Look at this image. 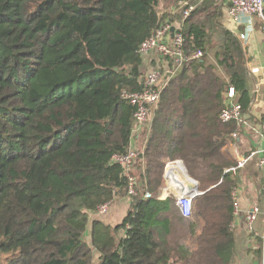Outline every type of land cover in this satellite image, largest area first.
<instances>
[{
  "label": "trees",
  "instance_id": "obj_1",
  "mask_svg": "<svg viewBox=\"0 0 264 264\" xmlns=\"http://www.w3.org/2000/svg\"><path fill=\"white\" fill-rule=\"evenodd\" d=\"M165 1L0 0V264L238 261L237 175L226 172L237 162L223 149L243 126L220 113L230 87L245 115L254 93L247 46L221 21L226 0H187L195 8L181 23L186 61L171 74L167 59L134 162L137 194L116 226L93 217L128 197L111 157L128 150L135 131L125 94L142 86L140 44L181 19L172 4L159 8ZM178 159L202 192L189 217L174 197L159 198L165 165ZM256 239L253 259L264 261Z\"/></svg>",
  "mask_w": 264,
  "mask_h": 264
},
{
  "label": "built area",
  "instance_id": "obj_2",
  "mask_svg": "<svg viewBox=\"0 0 264 264\" xmlns=\"http://www.w3.org/2000/svg\"><path fill=\"white\" fill-rule=\"evenodd\" d=\"M182 4V16L178 22L164 21L159 28H157L152 35L143 41L138 52L143 59L149 58L153 53H157L161 59L164 60L163 65L156 66L148 70L144 75L141 89L139 91L126 93L130 105L134 108L133 119L135 122L134 130H138L142 127H147L152 115V109L159 101L160 93L165 84L164 74L168 73L167 59L172 61L174 68L171 74L182 66L186 58L183 56V34L181 31L182 19L186 18L190 12L195 8V4L187 0H180ZM226 15L234 22H238L243 25L244 30L240 33V39L246 41L250 34L253 33V18L259 19L264 29V0H226ZM172 28L174 32H172ZM202 55L201 51H196L192 58H198ZM261 65L264 67V59H262ZM234 88L230 87L226 94L225 108L220 113V119L223 122L234 121L242 126L246 125L245 114L241 110V106L233 101ZM143 153V148L130 147L125 153H115L112 155V162L118 164L124 176L126 177L127 195L130 198L137 194V179L133 175L134 162ZM250 156L245 157L237 161L236 165L226 169V172L236 174L237 170L242 168ZM168 163V162H167ZM258 164L264 170V155L259 158ZM175 168V169H174ZM176 168L182 170L177 160L171 161L166 165L165 179L172 188V196L175 198L176 205L182 216L189 217L191 215L192 200L197 193H201L197 190L196 184L193 186H186L178 176ZM184 173V169L182 170ZM200 195V194H199ZM261 195L264 198V174L263 182L261 185ZM146 196H149L147 194ZM232 198L235 204V211H237L236 199H238V189L234 188L232 191ZM109 204L106 203L99 206L96 210L98 216L105 215L109 209ZM261 212L260 206H253L247 213L246 219L249 229H253L254 222ZM262 240V246H264V226L260 234ZM262 263L264 261L262 259Z\"/></svg>",
  "mask_w": 264,
  "mask_h": 264
},
{
  "label": "crops",
  "instance_id": "obj_3",
  "mask_svg": "<svg viewBox=\"0 0 264 264\" xmlns=\"http://www.w3.org/2000/svg\"><path fill=\"white\" fill-rule=\"evenodd\" d=\"M224 13L226 19L231 24H229L230 27L228 28L235 33L243 32L244 27L242 24L234 22L227 17L226 3H224ZM252 22L254 31L250 34V37L244 41V44L247 46L248 55L250 57L248 74L252 83L254 96L248 114L245 115L247 124L244 125L241 128V132L236 135V140L229 143L223 149L225 153L236 162L250 156L245 165L236 172L238 199H236L235 202L237 211L234 213L235 217L232 222V227L236 238V253L239 257L238 261H240L241 264H263L262 259H253L251 249L255 248L257 244L256 238L261 239L260 234L264 226V198L261 195L264 170L258 164L259 158L264 155V67L261 65L262 59H264V29L259 19H253ZM157 55V53H153L149 58L144 59V70L156 65V62L163 61V59H160ZM252 70L255 72H252ZM147 132V127H142L134 131L131 146L141 148L142 141ZM169 162L171 161H168V163ZM168 163H166V165ZM166 165L164 168V175ZM176 171H178L177 168ZM179 172L182 171L179 170ZM185 172V178L189 179L190 176L186 170ZM178 176L183 178V183L185 185L187 184L186 186H193L194 183L192 181H187L181 173H178ZM193 181L196 184L194 179ZM170 185L173 186V184H169L164 177L163 186L159 193L160 199H165L168 196L173 197ZM256 205L261 207V212L254 222L253 229L250 230L246 216L248 211ZM129 206L130 201H127L126 197L114 198L113 201L110 202L109 209L105 215L98 216L94 214V216L114 227L121 222ZM124 234L125 232L123 229L118 231L119 237H123ZM240 252L241 256L239 255Z\"/></svg>",
  "mask_w": 264,
  "mask_h": 264
},
{
  "label": "rangeland",
  "instance_id": "obj_4",
  "mask_svg": "<svg viewBox=\"0 0 264 264\" xmlns=\"http://www.w3.org/2000/svg\"><path fill=\"white\" fill-rule=\"evenodd\" d=\"M183 1V0H182ZM185 1V0H184ZM170 4H172L170 7H169V14L170 15H174V14H178L179 15V13H180V11H181V9H182V4H181V2L179 3V0H176V2H174L173 3V0H167V1H165V2H161L160 3V6H159V8L161 9V10H163V9H166L167 8V6L168 5H170ZM225 14V13H224ZM253 19H256L255 17H252ZM221 21H222V23H223V26L224 27H230V22L226 19V17H225V15L223 16V20L221 19ZM230 24V25H229ZM213 40L214 41H217V35L215 34L214 36H213ZM160 58V57H159ZM161 59V58H160ZM163 63H164V60L163 61H161V62H156V65H154V66H152L151 68H154V67H156V66H159V65H163ZM142 65H144V59H143V64ZM150 67V66H149ZM145 68H147V67H145ZM150 68H148L147 70L145 69L144 70V68H143V74L145 75L147 72H148V70H149ZM142 82H143V79H142ZM133 147H135V146H133ZM177 162H178V164L180 165V168L183 170L184 169V173L183 172H179L178 171V173H181L182 175H183V177L185 178V170H186V168H185V166H184V163L181 161V160H177ZM135 169V168H134ZM175 169V168H174ZM181 170V171H182ZM135 174H136V172H135V170H133V175L135 176ZM135 178H136V176H135ZM187 181H193V179L192 178H190L189 177V179L188 178H185ZM181 181H184L183 179H181ZM183 183V182H182ZM187 185V184H186ZM196 188H197V190H198V187H197V183H196ZM199 191V190H198ZM199 192H201V191H199ZM202 193V192H201ZM126 200L127 201H130V198L129 197H126ZM92 217V216H91ZM93 217H95V216H93ZM239 255L241 256V252L239 253ZM236 264H241V262L240 261H237L236 262Z\"/></svg>",
  "mask_w": 264,
  "mask_h": 264
},
{
  "label": "water",
  "instance_id": "obj_5",
  "mask_svg": "<svg viewBox=\"0 0 264 264\" xmlns=\"http://www.w3.org/2000/svg\"><path fill=\"white\" fill-rule=\"evenodd\" d=\"M172 32H174V29L172 28ZM226 97V94H225ZM201 193H197L195 196L199 195ZM100 257V252L97 249H93L92 251V262L94 263L96 259Z\"/></svg>",
  "mask_w": 264,
  "mask_h": 264
},
{
  "label": "bare ground",
  "instance_id": "obj_6",
  "mask_svg": "<svg viewBox=\"0 0 264 264\" xmlns=\"http://www.w3.org/2000/svg\"><path fill=\"white\" fill-rule=\"evenodd\" d=\"M180 179H183V178H180Z\"/></svg>",
  "mask_w": 264,
  "mask_h": 264
}]
</instances>
